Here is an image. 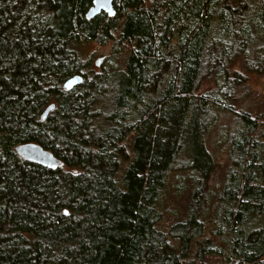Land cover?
I'll list each match as a JSON object with an SVG mask.
<instances>
[{
  "label": "trees",
  "instance_id": "1",
  "mask_svg": "<svg viewBox=\"0 0 264 264\" xmlns=\"http://www.w3.org/2000/svg\"><path fill=\"white\" fill-rule=\"evenodd\" d=\"M92 4L0 0V264H264V125L220 84L199 87L205 65L216 84L246 82L243 54L264 71V0H114L116 15L88 18ZM92 41L126 60L87 70ZM221 110L241 127L214 190ZM27 142L64 164L24 158ZM185 174L188 202L170 221Z\"/></svg>",
  "mask_w": 264,
  "mask_h": 264
},
{
  "label": "rangeland",
  "instance_id": "2",
  "mask_svg": "<svg viewBox=\"0 0 264 264\" xmlns=\"http://www.w3.org/2000/svg\"><path fill=\"white\" fill-rule=\"evenodd\" d=\"M87 51L91 54L90 59L87 62V70L93 69L99 71L103 68L118 67L126 60V55L123 53H116L112 43L105 45L92 41L87 46ZM101 57L103 60L100 65L95 64V60ZM253 55L245 56L243 54L238 61V68L242 72L248 75L246 82L237 85L234 89H231L224 84L223 75L219 77V81L213 79L212 74L205 65L202 69L200 79V91L209 92L221 85V95L230 105H234L235 110H245L251 113L252 116H256L260 119L264 125V71L257 72L255 70H249L245 67V60H251ZM220 120L216 129L212 132L209 138V147L216 153L220 161L217 164V168L213 173L209 186L214 190H219L222 184L226 181V173L230 166L233 164L232 156L230 155V138L237 128L241 127V122L237 119V116L229 110L219 111ZM189 175L185 174V177L175 176L172 179L168 190L167 197V216L170 221L181 217L184 212V206L187 205L189 193L186 191V187L189 183ZM208 216H212L211 210L207 213Z\"/></svg>",
  "mask_w": 264,
  "mask_h": 264
},
{
  "label": "water",
  "instance_id": "3",
  "mask_svg": "<svg viewBox=\"0 0 264 264\" xmlns=\"http://www.w3.org/2000/svg\"><path fill=\"white\" fill-rule=\"evenodd\" d=\"M105 12L109 16L116 15V8L114 6V0H93V4L88 9L86 16L88 18H93L96 15ZM103 59L99 57L95 60V64L97 66L100 65ZM84 80V76L82 74H75L69 77L64 82V87L67 90H72L77 85L81 84ZM55 108V103H51L46 107L42 114V118H46L48 113ZM16 151L23 156L24 158L41 163L44 166L57 168L64 164L63 160L57 157L53 152L44 148L42 145L34 142H27L19 144L16 147ZM67 212V211H66Z\"/></svg>",
  "mask_w": 264,
  "mask_h": 264
}]
</instances>
